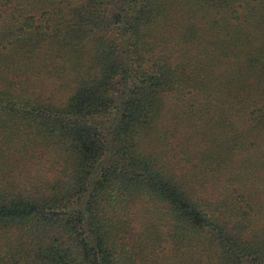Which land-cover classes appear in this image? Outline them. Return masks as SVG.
Wrapping results in <instances>:
<instances>
[{
	"label": "trees",
	"instance_id": "obj_1",
	"mask_svg": "<svg viewBox=\"0 0 264 264\" xmlns=\"http://www.w3.org/2000/svg\"><path fill=\"white\" fill-rule=\"evenodd\" d=\"M0 264H264V0H0Z\"/></svg>",
	"mask_w": 264,
	"mask_h": 264
}]
</instances>
